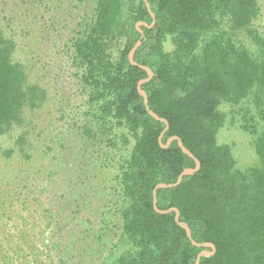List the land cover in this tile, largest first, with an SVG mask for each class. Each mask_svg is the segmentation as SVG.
Returning <instances> with one entry per match:
<instances>
[{
    "label": "trees",
    "instance_id": "trees-1",
    "mask_svg": "<svg viewBox=\"0 0 264 264\" xmlns=\"http://www.w3.org/2000/svg\"><path fill=\"white\" fill-rule=\"evenodd\" d=\"M93 1L67 51L87 95L86 143L111 172V186L121 196L115 201L120 238L103 264H194L201 250H212L192 242L174 210L154 207L155 187L174 183L196 161L177 140L161 145L167 124L147 110L138 83L148 72L140 65L154 72L142 88L150 108L168 121L163 142L179 136L201 162L179 185L157 189L158 208H178L193 239L215 245V252L202 256L199 264H264V34L254 27L259 1L148 0L155 20L145 0ZM13 19L0 13V139L14 136L15 145L0 144V158L18 154L32 160L26 146L32 123L28 113L40 109L49 93L32 79L30 61L17 58L21 34ZM140 21L153 24L140 25L144 38L135 65L129 53L142 36ZM228 104L239 107L240 127L253 136L257 165L238 167L233 145L218 142ZM30 179L21 178V184L29 186ZM21 193L0 192V264L34 259L36 264L44 252L38 238L27 237L33 227L25 226L28 216L23 213L30 197L41 202L34 208L46 224L40 231L58 230L68 219L51 206L49 194H44L48 206L40 191ZM101 222L107 225L105 218ZM92 223L81 220L86 228L80 232L94 231ZM105 230H95L94 238L100 242ZM46 249L49 253V245Z\"/></svg>",
    "mask_w": 264,
    "mask_h": 264
},
{
    "label": "rangeland",
    "instance_id": "rangeland-1",
    "mask_svg": "<svg viewBox=\"0 0 264 264\" xmlns=\"http://www.w3.org/2000/svg\"><path fill=\"white\" fill-rule=\"evenodd\" d=\"M258 1L261 11L254 27L264 34V0ZM93 3V0H0V13L4 12L6 18L14 17L13 26L21 34L17 58L30 61L32 79L49 93L40 109L28 113L32 123L26 146L32 160L18 154L0 158V192L16 189L20 196L21 191L33 196L40 191L39 198L49 206L44 195L47 193L53 198L51 206L59 209L64 219L68 218L61 221L58 230L51 226L40 231L46 224L34 208L41 202L30 197L31 203L26 205L29 208L23 214L28 216L25 226L33 227L28 229L27 237L38 238L44 250L40 264H103V258L121 234L122 221L115 204L121 196L111 186V172L102 167L98 154L94 155L95 150L86 143L82 127L88 118L87 95L81 91L71 52L67 51L71 36L79 30L78 23ZM35 13L39 16L35 17ZM223 108L228 112L227 120L218 132V142L233 145L238 167L259 164L253 136L240 127L239 107L228 104ZM13 142L14 136L0 139L3 148L15 146ZM27 176L32 178L28 182L35 186L21 184V178ZM88 218L94 231L106 227L100 242L94 238L93 229L87 234L80 232L86 228L81 226V220ZM103 218L107 225H102ZM72 227L76 230L71 231ZM46 245L50 247L49 253ZM65 253L67 256H63ZM39 261L36 259V264ZM34 262L35 259L29 264Z\"/></svg>",
    "mask_w": 264,
    "mask_h": 264
},
{
    "label": "water",
    "instance_id": "water-1",
    "mask_svg": "<svg viewBox=\"0 0 264 264\" xmlns=\"http://www.w3.org/2000/svg\"><path fill=\"white\" fill-rule=\"evenodd\" d=\"M145 2H146V5H147L149 11H150L151 14H152L154 20H155V14H154V12L151 10V6H150L149 1H148V0H145ZM141 24H144V25H147V26H152L153 23L150 24V25H148L146 22H144V21H140V22L138 23V25H137V26H138V29H139L140 32L142 33V36H141V38L135 43V45L133 46V48L131 49V51H130V53H129V59H130V61H131L133 64H135V65H139V63L135 60V52H136V50L142 45V39L144 38V31H143V29L140 27ZM140 66H142V67H143L145 70H147V72H148V76H147L146 78L141 79V80L139 81V83H138V89H139V92L141 93V95L144 97V102H145V105H146V107H147V110H148L149 113H150L151 115H153L156 119L161 120V121H164V122H166V124H167V125H166V128L163 130V132H162V134L160 135V138H159V141H160L161 145H162L163 147H167V146L170 145V143H171L173 140H177V141H178V144H179V146L182 148V150H183L184 152H186L187 154L191 155V156L195 159V161H196V165H195L194 167H187V168H185V169L181 172V174L178 176L177 180H176L174 183H160V184H158V185L155 187V189H154V207H155L156 210H158V211H160V212H169V211H171V210H174V211L176 212V221L179 222V223H180V224H181V225L187 230V234H188V236L190 237V239L192 240V242H193L195 245H198V246H204V247H209V246L212 247V250L203 249V250H201V251L198 253L197 258H196L194 264H199L200 259H201L202 256L211 255V254H213V253L215 252V245H214L213 243H210V242L199 243V242L195 241V240L193 239V237H192V231H191L189 225H188L187 223H184V222H181V221H180V219H179V209H178V208H176V207H172V208H170V209H168V210H162V209H159V208H158V205H157V189H158V188H161V187H174V186L179 185V184L182 182V180H183V178H184L185 175H187V174H191V173H194V172L198 171V170L201 168V162H200V160H199L197 157H195V155H194V154H193V153H192V152H191V151L185 146V144L183 143L182 139H181L179 136H172V137H170V138L168 139V141H167L166 143L163 142V140H162V139H163V136H164L165 132H166L167 129H168V121H167L164 117L159 116L155 111H153V110L150 108V106H149L148 95H147L146 91L142 88V84H143L144 82L150 81V80L153 78V76H154V72H153V70H152L150 67H148V66H146V65H140Z\"/></svg>",
    "mask_w": 264,
    "mask_h": 264
}]
</instances>
